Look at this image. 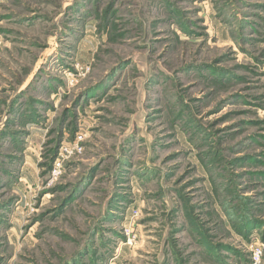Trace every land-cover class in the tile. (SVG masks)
I'll return each instance as SVG.
<instances>
[{"label": "rangeland", "instance_id": "obj_1", "mask_svg": "<svg viewBox=\"0 0 264 264\" xmlns=\"http://www.w3.org/2000/svg\"><path fill=\"white\" fill-rule=\"evenodd\" d=\"M0 38V264H264V0H0Z\"/></svg>", "mask_w": 264, "mask_h": 264}, {"label": "built area", "instance_id": "obj_2", "mask_svg": "<svg viewBox=\"0 0 264 264\" xmlns=\"http://www.w3.org/2000/svg\"><path fill=\"white\" fill-rule=\"evenodd\" d=\"M0 44H1V38H0ZM81 151H82V146H81L80 140H78V138L70 144H65V145L61 146L59 148L57 154H56V158L54 161V167L52 170L53 174L56 173V168L61 169L63 162L66 161L65 159H67V158H69L75 154H78ZM67 155L69 157H66ZM261 254H262L261 250H259L257 248L253 250V261L255 264L259 263Z\"/></svg>", "mask_w": 264, "mask_h": 264}, {"label": "trees", "instance_id": "obj_3", "mask_svg": "<svg viewBox=\"0 0 264 264\" xmlns=\"http://www.w3.org/2000/svg\"><path fill=\"white\" fill-rule=\"evenodd\" d=\"M56 157V156H55Z\"/></svg>", "mask_w": 264, "mask_h": 264}]
</instances>
